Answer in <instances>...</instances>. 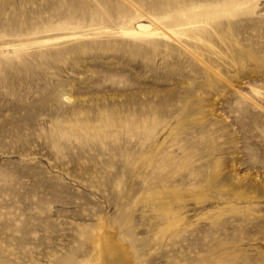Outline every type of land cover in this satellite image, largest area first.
<instances>
[{"label":"rangeland","instance_id":"rangeland-1","mask_svg":"<svg viewBox=\"0 0 264 264\" xmlns=\"http://www.w3.org/2000/svg\"><path fill=\"white\" fill-rule=\"evenodd\" d=\"M70 35L0 52V264H264V0H0Z\"/></svg>","mask_w":264,"mask_h":264},{"label":"bare ground","instance_id":"bare-ground-1","mask_svg":"<svg viewBox=\"0 0 264 264\" xmlns=\"http://www.w3.org/2000/svg\"><path fill=\"white\" fill-rule=\"evenodd\" d=\"M164 32L159 31L152 27L146 20H140L135 26L128 29H119L116 34L129 36V37H152L163 34ZM100 34V33H99ZM88 35H70L63 37H55V38H46L42 40H38L36 42L27 43V44H19V45H6L0 48V52L3 50L13 49L15 54H20L25 51H29L33 48H41L48 47L50 45L58 44L68 40H76V39H84L87 38ZM4 53V52H3ZM259 91V90H258ZM256 89L254 90L255 94L258 92ZM260 92V91H259ZM260 94V93H259ZM68 101H71L73 97L68 95L65 97ZM114 236V235H113ZM115 238V237H114ZM107 244V243H106ZM109 248L106 251L105 259L103 264H134L133 259L128 250L125 248L117 247L114 245V239H111L109 244Z\"/></svg>","mask_w":264,"mask_h":264}]
</instances>
